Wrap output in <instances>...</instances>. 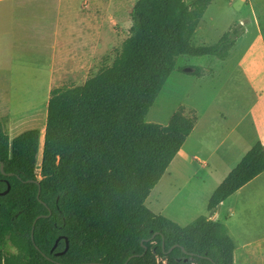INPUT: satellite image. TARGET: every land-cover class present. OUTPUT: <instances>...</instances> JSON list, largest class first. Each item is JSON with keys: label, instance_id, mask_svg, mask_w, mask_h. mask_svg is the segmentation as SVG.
Listing matches in <instances>:
<instances>
[{"label": "trees", "instance_id": "trees-1", "mask_svg": "<svg viewBox=\"0 0 264 264\" xmlns=\"http://www.w3.org/2000/svg\"><path fill=\"white\" fill-rule=\"evenodd\" d=\"M212 1L138 0L118 61L83 84L51 89L39 173L40 130L11 139L0 120V193L10 186L0 195V264H234L225 224L202 215L182 227L145 205L198 120L184 105L166 124L146 122L147 113L184 70L181 56L225 59L243 33L234 23L213 44H191ZM263 172L257 141L208 211Z\"/></svg>", "mask_w": 264, "mask_h": 264}, {"label": "rangeland", "instance_id": "rangeland-1", "mask_svg": "<svg viewBox=\"0 0 264 264\" xmlns=\"http://www.w3.org/2000/svg\"><path fill=\"white\" fill-rule=\"evenodd\" d=\"M137 1L76 0L80 3V8L84 7L85 11L90 12L91 50L92 53L95 51V54L100 52V55H94L92 58L89 75L82 74L74 77L72 71L63 66L60 69L57 86L81 84L84 78L94 76L118 61L123 50V43L129 36L131 14ZM223 2V0H215L208 7L202 25L197 27L196 33L191 38L192 45L213 44L218 40L221 28L228 26L231 19L228 21L227 18L241 16L244 9L242 6L236 4L230 8V11L228 5ZM234 22L238 23L239 20ZM99 40L101 41L100 46ZM237 40L239 42L234 48L232 47L231 54L228 53L225 59L216 57L209 58V60H206L207 57L199 59L205 65L203 73L207 76L197 81L192 76L185 74V69L199 60L191 59V57H180L176 67L184 70H176L170 75L147 113L146 122L166 124L173 111L179 105H184L188 109H195L200 115L201 123L198 127V135L206 136L208 141L212 131L216 134L228 133L252 139L260 125L258 113L264 107V100L262 102L260 100L264 94V52L259 45L253 26L250 27V32L245 38L240 39L239 37ZM212 65L215 66L216 71L214 76H208L212 72ZM5 92L9 95L8 102L10 103V110H12L11 120L13 123L17 116L12 114L16 106L19 108L18 105L25 104L23 107L25 109L32 104L37 106L41 103L42 95L41 93L38 95L32 85H8ZM23 108L22 113L25 111V115L27 112ZM25 116L27 122L24 125H18L19 127L16 125L10 129L7 127L8 118H2L6 120V128L11 139L21 132L33 128L28 124L35 119L29 114ZM35 128L40 130L41 145L37 157V172L39 173L44 127H42V123H39L35 125ZM194 142L193 140L188 142V147L192 145L193 148ZM185 150L188 149L185 148ZM199 170L200 165L196 162H194V167H178V163L173 162L170 168V173H173L172 177L169 178L170 176L165 174L160 179L146 200V207L162 216V211L165 208L174 209L178 214L182 213L179 221L182 227L190 224L199 216H209L211 213L207 209V204L209 197L218 187L216 185L218 177L212 178L211 175H206L209 167L206 170H200V172ZM194 171L197 172V175L193 178L191 174ZM248 192L250 193L246 195L244 200L238 202L239 207H256L258 203L257 192ZM227 205L228 202L223 209H226ZM237 240V248L234 252L235 264H264L258 257L257 243L242 248V241ZM260 243L263 247V242ZM241 250L242 252L247 251L246 258L240 256ZM249 256L255 257L252 259Z\"/></svg>", "mask_w": 264, "mask_h": 264}, {"label": "crops", "instance_id": "crops-1", "mask_svg": "<svg viewBox=\"0 0 264 264\" xmlns=\"http://www.w3.org/2000/svg\"><path fill=\"white\" fill-rule=\"evenodd\" d=\"M223 1L228 5L229 10L236 4L244 9L241 16L227 18L228 21L231 20L226 28H221L218 39L232 24L236 23L235 20H239L238 23L243 27L240 39L245 38L250 32V27L253 26L259 45L264 52V0ZM79 5L80 3L76 0H0V120L7 117V127L9 129L16 127L17 120L15 118L14 123L11 120L9 95L5 92L8 85H32L38 95L41 93L42 97L39 105L33 106L34 104H32L24 109L27 112L26 114H30L29 116L35 119V121L28 124L33 127L31 129H34L35 125L39 123H42V127H45L50 91L53 87H59L57 85L60 69L63 66L69 68L68 70L72 71L74 77L82 74L89 75L92 58L94 55H100V52L98 54H95V51L92 53L90 12L85 11L84 7L80 8ZM205 13L197 27L202 25ZM98 32L100 33V30ZM100 42L99 40V46ZM238 42L239 40L236 41L233 48ZM202 45L204 44L202 43ZM233 48L229 50V54H231ZM184 57L190 56L184 55ZM205 57H207L206 60L213 58L203 56L191 57V59L196 58L194 60H199ZM190 67H200L201 69V77L192 76L194 80L197 81L207 76L203 73L205 65L201 63V60L191 64ZM185 71L186 74L191 72L192 69L187 68ZM215 71V66L212 65V72L208 76H214ZM91 77L93 76L84 78L81 84ZM77 85H80V83ZM260 100L261 102L264 100V94ZM16 108L13 111L15 116L18 115ZM258 114L260 125L252 139L228 133L216 134L212 131L208 141L206 136L198 135L201 117L197 113L198 120L194 130L170 163L165 174H168L169 178L172 177L173 173H170V168L173 162L178 163V167H194V162H196L200 165V170H206L209 167L206 175H211L212 178L218 177L216 183L218 186L257 141L264 143V107L260 109ZM192 140L193 142L195 140L193 144L194 152L192 151V145L188 147V142L190 143ZM185 148L190 151H186ZM178 170H181V168H178ZM191 175L194 178L197 172L194 171ZM248 191H251V193L257 192L258 203L254 208H241L238 202L244 200L246 195L250 193ZM227 202L226 209H223ZM170 204H172L171 201ZM162 214L180 225L179 221L182 213L178 214L174 209L165 208ZM207 217L225 224L234 239L236 248L237 239L242 241V248L257 243L259 248L258 257L264 263V172L230 195L220 204L216 212ZM246 255L247 251H240V256L246 258ZM254 257L249 256L252 259Z\"/></svg>", "mask_w": 264, "mask_h": 264}, {"label": "bare ground", "instance_id": "bare-ground-1", "mask_svg": "<svg viewBox=\"0 0 264 264\" xmlns=\"http://www.w3.org/2000/svg\"><path fill=\"white\" fill-rule=\"evenodd\" d=\"M16 101V100H15ZM17 103V102H16ZM25 105V104H24ZM24 105H18L19 108H17V117H16V120H17V126H21V125H24L26 122H27V118H26V114L24 115V113H22V108L24 107ZM27 106V105H26ZM17 107V106H16ZM24 109V108H23ZM12 111V110H11ZM15 113V112H14ZM12 113V114H14ZM30 115V114H29ZM25 116V117H24ZM26 118V120H25ZM15 121V120H14Z\"/></svg>", "mask_w": 264, "mask_h": 264}, {"label": "water", "instance_id": "water-1", "mask_svg": "<svg viewBox=\"0 0 264 264\" xmlns=\"http://www.w3.org/2000/svg\"><path fill=\"white\" fill-rule=\"evenodd\" d=\"M0 169H1V171H2V173L3 174H5L4 172H3V165L2 164H0ZM9 175H11V174H9ZM9 188H10V186H9V184H7V189L5 190V191H3L2 193H0V195L2 194H6L7 192H8V190H9ZM42 217V216H41ZM146 241L147 242H149L150 241V239H146ZM56 244H57V242H56ZM56 244L54 245V247H53V249L56 247ZM143 245V244H142ZM67 248H68V241L66 240V247H65V249L63 250V251H61V252H57L56 253V255L57 256H59V255H61V254H63L66 250H67ZM173 249V247H171L169 250H172ZM131 258V257H130ZM129 258V259H130ZM93 264H98V263H93Z\"/></svg>", "mask_w": 264, "mask_h": 264}, {"label": "flooded vegetation", "instance_id": "flooded-vegetation-1", "mask_svg": "<svg viewBox=\"0 0 264 264\" xmlns=\"http://www.w3.org/2000/svg\"><path fill=\"white\" fill-rule=\"evenodd\" d=\"M56 254V253H55Z\"/></svg>", "mask_w": 264, "mask_h": 264}]
</instances>
